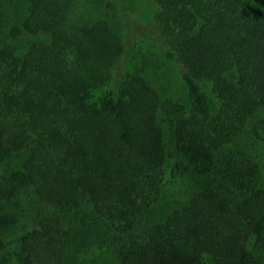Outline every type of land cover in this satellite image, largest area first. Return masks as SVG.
Masks as SVG:
<instances>
[{
	"label": "trees",
	"instance_id": "obj_1",
	"mask_svg": "<svg viewBox=\"0 0 264 264\" xmlns=\"http://www.w3.org/2000/svg\"><path fill=\"white\" fill-rule=\"evenodd\" d=\"M154 2L183 100L74 0H0V264H264V0Z\"/></svg>",
	"mask_w": 264,
	"mask_h": 264
},
{
	"label": "rangeland",
	"instance_id": "obj_2",
	"mask_svg": "<svg viewBox=\"0 0 264 264\" xmlns=\"http://www.w3.org/2000/svg\"><path fill=\"white\" fill-rule=\"evenodd\" d=\"M157 11L154 0H74L72 20L94 22L104 19L117 28L124 41L125 55L114 72L115 78H122L133 72L147 73L157 87H161L174 99L183 100L187 97V88L182 70L165 56L152 38L157 33ZM202 86L212 98L208 83H203ZM254 154L259 156V163L264 166L261 150ZM178 160L181 159L177 158L175 162Z\"/></svg>",
	"mask_w": 264,
	"mask_h": 264
}]
</instances>
